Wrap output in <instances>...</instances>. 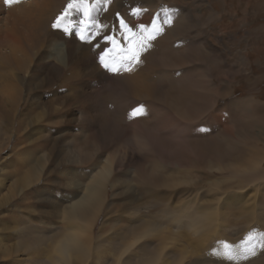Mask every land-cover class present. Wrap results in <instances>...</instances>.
Instances as JSON below:
<instances>
[{
  "label": "bare ground",
  "instance_id": "6f19581e",
  "mask_svg": "<svg viewBox=\"0 0 264 264\" xmlns=\"http://www.w3.org/2000/svg\"><path fill=\"white\" fill-rule=\"evenodd\" d=\"M66 1L67 6L71 0ZM95 1L87 0L89 4L95 3ZM126 1L123 2L124 4H116L114 9L112 7V13L117 6L120 9L119 7L127 5ZM128 1L130 4L145 5L152 10L159 7L158 0ZM64 2L65 0H18L11 6H5L4 0H0V69L3 68V80L0 84L1 96H6L8 100L12 101L13 99L16 102L21 89L15 82H22L25 75L21 76L27 70L29 71L32 57L37 55L47 40L54 39V43L51 44L50 59L53 58L57 64L59 63L63 67L66 66L65 61L68 64L75 62L76 54L72 53L71 49L66 52L65 58L62 57V54L65 46L68 49V46L79 45L80 41L74 39L76 35L70 31L65 33L63 26L59 29L52 28L56 17L55 11ZM80 14L75 10L72 12L75 18ZM189 17L186 15L185 17L179 16L178 19L175 18L173 32L169 37L172 41L188 34L193 30L192 27L196 26L194 20ZM134 18L136 20L134 24L138 25L141 22L144 24L143 20L146 21L151 17L141 10V14L135 15ZM104 25L106 24L104 23ZM104 29L106 30V27ZM70 35H73L72 42L68 41ZM208 42L203 38L199 45L209 46ZM95 44L97 45V43ZM103 49L105 48H101V50ZM174 52L173 56H166L159 63L142 61L140 65L133 66V70L130 72L116 73V79H118L119 85L121 84L120 96L124 100L132 101L145 111V116H136V126L133 129L131 127L130 139L126 136L124 147H121L131 151L130 147L134 146L140 150L138 160L134 161L133 168L130 167L129 177H126L123 165L125 152L117 146V149L107 155L101 164H94L87 160L88 163H84L83 171L80 170L81 168H77L72 175L63 171L62 178H60L67 181L65 184L59 182L57 185L61 190H66L72 185L76 186L73 196L63 199L51 198L48 201L41 199L46 206L45 209L43 208L44 210L41 209L36 214L41 225L39 223L28 224L21 230H15V232L12 230L11 236L15 234L17 239L24 241V243H16L14 250L22 251L27 256L25 261L14 260L15 264H205L197 248L199 243L207 249V259H211L207 264H246V262L248 264L252 262L253 264H264V255L257 254L248 260H243L239 256L225 255L224 247H222L226 244L222 235L228 228L231 230L238 226L237 232L241 231L242 236H245L246 233L253 230L248 226L251 222L258 226L261 223L258 205L252 206L244 203L242 191L264 189V103L259 98L250 96L248 99L217 107L216 103L219 98L230 96L232 91L228 79L229 74L219 64L221 60L218 61L219 63L215 65L216 69H214L203 56H200L201 53L198 51L186 49L181 52L174 50ZM242 59H245L244 56ZM193 68L200 70L203 79L202 86L195 88L192 84L194 81L187 79L184 82L175 83L176 91H180V94L178 93L176 96L153 93V89L149 85L152 73L171 79L180 76L183 71ZM56 69L59 71L58 73H61V66H57ZM94 72L91 71L88 74H94ZM213 73L218 76L217 80L220 81L222 87L212 85L211 75ZM112 77L114 78V76ZM101 79L103 78L101 77ZM194 89L199 91L195 92ZM16 94L17 97L14 99ZM107 99L110 100L109 97ZM96 103L98 104L97 101ZM111 103L113 102L111 101ZM110 106L112 107V105ZM95 108L97 107L95 106ZM15 109L17 108L15 107ZM1 110L2 105L0 104V113ZM97 111L100 110L97 109ZM127 113L129 114L128 111ZM22 115L24 116V114ZM121 115L124 117V114H120V117H122ZM254 115L258 119H254ZM2 120L0 119V123ZM65 122L67 121L65 120ZM30 124L33 125L32 120L28 125ZM146 125H148V129ZM111 128L115 130L113 127ZM2 132L4 131L0 125V135ZM60 138L56 137L51 140L52 146L48 150L46 159L44 156H38L36 159L25 154V150H22L23 152L19 154L22 158L16 165L18 170L23 172L26 169V172L20 179H14L15 181L11 182L15 192L23 191L25 194V190L41 177V170L50 156H52L50 165L47 163L45 170L53 167L50 172L47 171V174L51 175L54 174L57 167L66 166L71 154L77 159L75 163L85 162V160H81L82 150L76 149L73 152H68L58 149L57 144ZM89 138L94 140L93 143H102L106 139L105 136L97 134L90 135ZM6 139L5 145L8 143ZM46 142L50 143V141ZM199 143L205 147L201 149ZM92 147V155L90 156L89 153L86 158L91 159L98 151L95 145ZM229 155L230 161L227 162L225 158ZM144 160L148 162L145 166L146 172L142 177L137 165ZM89 169L92 170L89 172ZM215 175L218 177L215 178ZM137 177L143 179H139L137 182L136 193L141 197H154V200L150 201L147 206L138 205L137 200L132 199L134 194H129L128 179L129 182L135 181ZM76 178L81 179V182H76ZM54 185H56L54 180L47 183V186ZM108 187L112 191L110 203L107 202L106 190ZM76 190H80L78 195L75 194ZM43 191L42 188L37 190V193ZM14 195L9 193L3 198V203L0 198V207L15 198ZM106 202L108 205L105 204ZM141 208L150 210L151 215L149 212L143 215ZM104 210V220L95 237L94 227L99 215ZM123 216L124 220H122ZM6 217L4 216L2 219ZM16 221L19 222V219ZM54 221L56 224L60 223L61 226L59 228L54 226L52 223ZM0 225L2 230L6 233L9 232L6 223L3 227L2 223ZM21 236H25V239ZM242 236L241 238H244ZM260 237L264 238L263 232ZM243 243L241 242V244ZM217 245L223 248L221 253H211L212 256H210L209 253ZM229 247L237 252L246 250V248H240L238 244ZM225 259L228 261L226 262Z\"/></svg>",
  "mask_w": 264,
  "mask_h": 264
},
{
  "label": "rangeland",
  "instance_id": "374dc122",
  "mask_svg": "<svg viewBox=\"0 0 264 264\" xmlns=\"http://www.w3.org/2000/svg\"><path fill=\"white\" fill-rule=\"evenodd\" d=\"M66 2L67 1L65 0L64 3H61V7L57 9L58 12L57 10L55 11L56 17L59 16L60 12H63L64 8L66 7ZM123 2L121 0H109L107 7H105L104 0H100L99 6L96 9L97 11L93 12L92 16L93 18L95 16L94 19L97 24L103 26V30H105L104 28L106 27V30L101 31L99 35H94L96 39L93 37V39L95 40H91V43L82 42L76 36V38L74 39L80 41L78 46H68V49L65 46L62 57L65 58L66 52L71 49L70 51L76 54L75 62H70L68 64L67 61H65L66 66L63 67L59 63L57 64V62H55L56 60H54L53 58L50 59V50L52 48L51 44L54 43V39L47 40L46 44L49 46L44 43V45L42 46L43 48L38 51L37 55L32 57L33 59L29 71L27 70V72H24V74L21 76L23 77L25 75L22 79V82H15L16 85H18V88L20 87L21 89L18 99H16L17 94L15 95L14 99H16V102H14L13 99L12 101H10L6 96L0 95V104L2 105L0 119H3L0 125L2 126V129L4 131L0 135V198L2 199V203L4 201L3 198L9 195V193L13 195L15 194V198H12V200L0 207V224L2 223L3 227L6 223V227L8 228L7 230H9V232L7 231L6 233V231L2 230L0 225V264H15L14 260L25 261L27 259V256L23 254L22 251L16 252V249L14 250L16 243H24V241L17 239L15 234L11 236L10 233H12V230L14 232L15 230H21L25 225H36L39 223L36 214H38V211H40L41 209L44 210L46 208L41 199H47L48 201L51 198L58 199L59 197V199H63L64 197L73 196L76 186L72 185L70 186L71 188L69 187L66 190L62 189V191L61 188H59V186L57 185L59 182L65 184V182L67 181L61 179L64 172L66 174L72 175L76 172L77 168H81L80 170L83 171L84 169L82 168L85 167L84 163L88 162L101 164L102 161L107 157V155H109L114 149H117V147L125 152L123 165L126 170V177H129V170L133 168L134 161L138 160V156H140V150L137 147L131 146V151L125 150L121 147H124V143L126 142L127 137L128 139H130L129 133L136 126V116L133 118H129V114L134 109L142 107H138L132 101L124 100V98L120 96L121 84L119 85L118 79H116V73L110 72L107 69L103 68L99 62V54L104 50H101V48L111 47V45H109L104 39L105 36H113L115 39H117V41L120 42L121 46H124V44L122 45L123 40H121L122 37L120 36L122 30L120 29L119 21L121 20V18L129 27L133 29H137L138 26L142 23L141 22L138 25L134 24L136 20L134 18L135 15L132 14L133 9L139 8L140 10H142V12H146V14L151 17L149 19H146V21L143 20L144 25L146 24V26L149 25L148 27H150L151 22L149 21H151L153 17H156L161 23L163 31L165 30V34L162 32L158 34V36L156 35L154 40L148 42L149 46L147 47V50L141 51V62L143 61L159 63L160 61H163L162 59L166 58V56H173L175 54L174 50L181 52L186 49H193V51H198V53H201L200 56H203V58L206 59L207 63L214 69H216L215 65L220 62L219 60H221L219 64L223 66V69L229 74L228 79L230 80V88L232 89L231 95L228 97L219 98L216 103L217 107L225 106L226 104L234 101L245 100V98L248 99L250 98V96L259 98V100L264 103V0H158L159 7L153 10L152 8H148L145 5L130 4L127 0V5L119 7L120 9H118L117 6L114 11L115 14L112 13L115 5H119L120 3L124 4ZM109 7L111 9L113 7V9L111 10ZM164 10H167L168 15L171 18L173 16V25H165L162 23L164 18ZM106 11L107 13H105ZM127 12L129 13V16ZM120 13H122L123 16ZM186 15L187 17H189L190 15L189 18L194 20L196 26L192 27L193 30H191V32H189L188 34L179 37L175 41H172L169 37H171L172 35V29L176 22V19H178L179 16L185 17ZM56 17L54 18L55 20ZM81 18L82 13L77 18L71 15L68 19L75 24H79ZM103 22L106 25H104ZM136 29L134 31H136ZM116 32L119 33L117 34ZM70 33L74 32L70 31ZM70 36H68V38L70 39H68V41H71V38L73 39V35ZM201 38H205L207 42L209 41L208 44H210L211 46H200L199 44L202 40ZM188 40L192 42H188ZM95 43H97V45ZM97 50H100V52H98ZM206 50L207 52H204ZM242 56H244L245 59H242ZM141 62L138 65H140ZM92 63L93 65H91ZM57 66L62 67L61 73H58L59 71L56 69ZM97 69L99 70L96 73ZM88 70L95 71L94 74H96H88V72H91ZM2 72L3 68L0 69V84L3 80ZM112 76H114V78ZM211 76L212 85L215 87H222L220 81L217 80L218 76L216 75V73H213ZM101 77L103 79H101ZM150 78L151 79L149 81V85L153 89V93L157 95L158 93H160L167 94L168 96H176L180 91H176L175 83L184 82L187 79H189L190 81H194V83L192 82V84L195 88L202 86L203 83L200 70H197L195 68L185 70L180 74V76H176L171 79L164 78L163 76L154 73L150 75ZM113 81L114 83H112ZM193 91L198 92L199 90L194 89ZM114 95H116L117 97ZM108 97L110 98V100L107 99ZM112 99H115L116 102L114 103L115 100L113 101ZM61 101L64 102L61 103ZM96 101L99 105L96 103ZM111 101L113 103H111ZM110 105H112V107ZM95 106L97 108H95ZM15 107L17 109H15ZM113 108L117 110H114ZM97 109L100 111H97ZM120 111H122L123 113H121ZM127 111L129 112V114L127 113ZM144 112L145 111L143 110L142 115L145 116ZM22 114H24V116ZM120 114H124V117L123 115H121L122 117H120ZM254 119H258V117L254 115ZM31 120L33 122V125H28ZM35 120L38 121L36 122ZM65 120L67 122H65ZM106 121L107 123H105ZM132 123H134L135 125ZM146 126L148 129V125ZM111 127H113L115 130H113ZM96 134L105 136V141L102 143H93L94 140H90L89 136ZM55 136L59 138L61 136L60 141L57 144L58 149H62L65 151L67 150L68 152H73L76 149L82 150L83 153L81 160H85V162H83L82 164L75 163L77 162V159L71 154L66 166L57 167L54 174L51 175L47 174V171L50 172V169H52L53 167H47L48 169L45 170L46 164L49 163L50 165V160L52 159V156H50L48 161L45 162L46 164L44 168L41 170V177L33 184H31L27 190H25V194H23V191L19 193L15 192V189L11 182L14 179H20L21 176L26 172V169H24L23 172L21 170H18V166L16 165L19 159L22 158V156H19V154L23 152L22 150H25V154L27 153V155L29 156L31 155L36 159L38 158V156H44V158L46 159L48 150L52 146L51 140L56 138ZM8 137L10 138L8 139ZM5 139L6 142L8 141L6 145L4 143ZM46 141H50V143ZM39 144H41L42 146H40ZM199 144V147H201V149L205 147L202 145V143ZM94 145L98 151L91 159L86 158L87 154L90 153V156L92 155V146ZM97 146L99 147V149ZM44 147L45 149H43ZM230 155L229 157L225 158L227 162L230 161ZM87 160L88 162H86ZM147 162L144 160V162H139L137 165L138 171L142 175V177L146 172L145 166ZM52 166H54V164H52ZM91 170L92 169H89V172ZM142 177H137L135 178V181L131 180L130 182L128 179L127 183L130 184V186H128L129 194H134V197L132 199H136L138 205L147 206L150 201L154 200V197H141L138 193H136L137 182L139 181V179H143ZM216 177L218 176L215 175V178ZM51 180H54L56 185L52 187L47 186V183ZM75 180L76 182H81V179L76 178ZM42 188L44 189V191L41 193H37V190L39 191V189L41 190ZM79 192L80 190H76L75 194L78 195ZM106 192L107 202L110 203V199H112L111 188L108 187ZM242 193L244 195V203H248V205L251 204L252 206L255 204L258 205V208L260 209L258 213L260 215V226L256 225V223L254 222H251L248 226H250L253 230L248 233L245 232V236H242L241 231L239 233L237 232L239 229L238 226L234 227L231 230L230 228H228L224 232V235H222V239L225 240L224 242L228 246H236L238 244L240 248H246V250L249 247L255 246L258 252L257 254L262 256L264 255V247H261V245H264V238L260 237V234L262 232L264 233V189H247L246 191H242ZM24 197H26V200H24ZM107 202L105 203L106 205H108ZM26 210L28 213L26 212ZM141 211L143 215L148 214V212L151 215L150 210H143V208H141ZM104 213L105 210L102 211L99 215V218L94 227L95 231L93 232L95 237L98 229L103 223ZM29 215L31 216L30 218ZM4 216L7 217L2 219ZM16 219H19V222H17ZM124 219L125 218L123 216L122 220ZM52 223H54V226H58V228L61 226L60 223L56 224L55 221ZM39 225H41V223H39ZM241 236L244 238H241ZM255 236L258 238L255 239ZM21 237L25 239V236ZM249 237H251V239H249ZM241 242L243 244H241ZM197 248L199 253L201 254L200 257H202V260L205 262V264H207L208 261L211 260L207 259V249L200 243ZM222 249L223 248L217 245L213 247V251L210 252L209 255L212 256V254H215L216 252L221 253ZM257 254L255 256H257ZM225 261L227 262L228 260L225 259ZM246 264L248 263L246 262ZM250 264H253V262Z\"/></svg>",
  "mask_w": 264,
  "mask_h": 264
},
{
  "label": "snow or ice",
  "instance_id": "6c2138e0",
  "mask_svg": "<svg viewBox=\"0 0 264 264\" xmlns=\"http://www.w3.org/2000/svg\"><path fill=\"white\" fill-rule=\"evenodd\" d=\"M18 0H4L5 6H11L17 3ZM100 0L95 3L89 4L87 0H71L64 8L63 12L56 17L55 22L52 24L53 29H59L63 26L65 33L73 31L79 40L85 43H91L94 35H99L103 31V26L97 24L94 20L92 13L99 6ZM109 0H104V6L107 7ZM73 10L82 13V18L79 24L71 22L68 18L72 15ZM133 15H140V9H133ZM163 21L165 25L172 24V18L168 15L167 10L163 11ZM67 21V23H65ZM121 37L124 46H121L113 36H105L104 39L111 47L105 48L99 54L100 65L113 73L121 71H132L133 66L138 65L142 50H146L149 46V41L155 39L156 35L163 32V27L156 17L151 20L150 27L140 24L136 31L129 27L124 20H120ZM143 114L142 108L134 109L129 118H133ZM251 239V237H249ZM224 254L228 256H239L240 259L248 260L257 254L255 246L248 248L243 252H237L235 249L230 248L227 244L223 245ZM264 247V245H261Z\"/></svg>",
  "mask_w": 264,
  "mask_h": 264
}]
</instances>
